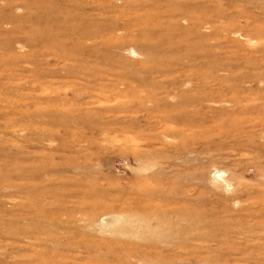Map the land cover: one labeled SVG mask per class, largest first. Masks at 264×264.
Returning a JSON list of instances; mask_svg holds the SVG:
<instances>
[{
  "label": "rangeland",
  "instance_id": "374dc122",
  "mask_svg": "<svg viewBox=\"0 0 264 264\" xmlns=\"http://www.w3.org/2000/svg\"><path fill=\"white\" fill-rule=\"evenodd\" d=\"M0 264H264V0H0Z\"/></svg>",
  "mask_w": 264,
  "mask_h": 264
}]
</instances>
